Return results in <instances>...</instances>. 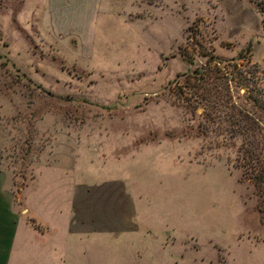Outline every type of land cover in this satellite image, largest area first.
<instances>
[{
	"label": "rangeland",
	"instance_id": "374dc122",
	"mask_svg": "<svg viewBox=\"0 0 264 264\" xmlns=\"http://www.w3.org/2000/svg\"><path fill=\"white\" fill-rule=\"evenodd\" d=\"M209 84L264 126L247 98L264 99V0H0L3 162L25 178L44 145L97 152L109 132L123 133L122 147L162 148L163 170L185 182L186 246L207 258L211 246H264L260 197L237 164L241 137L195 101Z\"/></svg>",
	"mask_w": 264,
	"mask_h": 264
},
{
	"label": "crops",
	"instance_id": "0c3cea01",
	"mask_svg": "<svg viewBox=\"0 0 264 264\" xmlns=\"http://www.w3.org/2000/svg\"><path fill=\"white\" fill-rule=\"evenodd\" d=\"M122 137L105 133L97 152L44 145L25 178L0 142V264H264V246H211L210 258L186 246L182 174L163 170L162 148L122 147Z\"/></svg>",
	"mask_w": 264,
	"mask_h": 264
},
{
	"label": "trees",
	"instance_id": "16d2710c",
	"mask_svg": "<svg viewBox=\"0 0 264 264\" xmlns=\"http://www.w3.org/2000/svg\"><path fill=\"white\" fill-rule=\"evenodd\" d=\"M210 61L212 60L207 61V65L198 73V80L201 82L204 81L207 72L215 69L214 66L209 65ZM217 77L219 76H213V78ZM219 94L224 97V100L219 102V110L223 113L221 116L215 114L216 117H214L212 109L217 103L215 99ZM262 94L264 96V92ZM247 98L250 99L253 106L264 111V99L258 101L257 96H247ZM230 99L227 86L224 87L223 94L216 92L213 84L202 86L201 90L195 94V101L199 106H202V112L207 121L215 123L213 119L216 118L218 119V121L216 120L217 128L226 131L230 138L236 135L241 137L240 157L237 164L242 167L243 176L252 183L260 197L257 207L259 211H263L264 209L260 205L264 204V126L261 125L260 120H257L255 116L243 108L235 107ZM220 123L223 124L222 127Z\"/></svg>",
	"mask_w": 264,
	"mask_h": 264
}]
</instances>
